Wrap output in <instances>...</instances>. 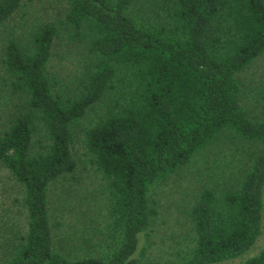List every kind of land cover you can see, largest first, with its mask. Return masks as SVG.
<instances>
[{
  "label": "trees",
  "instance_id": "1",
  "mask_svg": "<svg viewBox=\"0 0 264 264\" xmlns=\"http://www.w3.org/2000/svg\"><path fill=\"white\" fill-rule=\"evenodd\" d=\"M59 1L56 22L32 21L1 49L21 100L0 129V164L19 184L26 221L24 230L1 222L0 264H141L139 234L158 213L154 184L223 131L253 149L231 180L194 191L185 253L164 264L244 253L261 227L264 102L248 109L239 74L264 50V0H161V17L139 13L138 0ZM24 5L0 0V23ZM58 29L82 45L83 66L66 81L47 67ZM79 124L105 182L112 243L71 256L55 238L48 196L56 180L70 181ZM234 264H264V248Z\"/></svg>",
  "mask_w": 264,
  "mask_h": 264
},
{
  "label": "rangeland",
  "instance_id": "2",
  "mask_svg": "<svg viewBox=\"0 0 264 264\" xmlns=\"http://www.w3.org/2000/svg\"><path fill=\"white\" fill-rule=\"evenodd\" d=\"M23 1L25 5L22 10L16 11L0 23V54L7 36L14 34L21 36L32 21L56 22L61 16L59 12L63 6L62 1ZM154 1L138 0L137 11L151 17L165 16L163 2L157 0V4H154ZM146 3L148 5H145ZM24 9L28 11L27 14H24ZM140 18L142 17L139 15L138 19ZM57 35L54 37L52 55L47 67L50 73L66 81L75 76L83 66L81 61H78L82 45L67 43L65 37L61 38L65 36L61 29H58ZM239 76L246 88V106L258 112L264 102V50ZM13 89L0 60V129L4 127L12 110L16 109V104L21 100ZM90 117L91 114H88L84 119ZM79 129L80 124L74 129L72 153L76 167L67 176L70 181L62 180L63 178L56 180L48 196V205L55 219H52V222H56V227L53 228L55 238L71 256H80L87 251L95 253L101 248L100 244L112 243L111 237L109 238L112 230L106 209L108 197L105 182L86 156ZM251 149L253 145L250 142L232 137L228 131H223L202 146L188 163L176 168L166 179L154 184L152 197L156 200L158 213L152 221L148 235L139 234L136 253L142 249L141 264H164L170 260H178L181 253H185L190 234L186 205L194 191L205 184L220 185L224 179L231 180ZM21 195L18 182L0 164V211L5 208L2 211L4 217L0 216V224L3 221L12 228L24 230L26 211L21 202ZM7 207L10 210L5 212ZM2 232L0 229V239ZM88 243L89 248L86 246ZM262 248H264V186L261 227L253 244L242 254L208 264H234Z\"/></svg>",
  "mask_w": 264,
  "mask_h": 264
}]
</instances>
